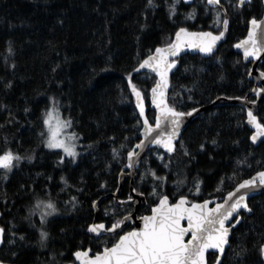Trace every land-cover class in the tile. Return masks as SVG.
Returning a JSON list of instances; mask_svg holds the SVG:
<instances>
[{
	"label": "trees",
	"instance_id": "1",
	"mask_svg": "<svg viewBox=\"0 0 264 264\" xmlns=\"http://www.w3.org/2000/svg\"><path fill=\"white\" fill-rule=\"evenodd\" d=\"M155 2L159 7L153 11L146 10L147 0H0V154L7 147L24 157V162L34 157L31 169L23 165L16 172H0V210L8 215L7 221L18 226L23 220L24 203L33 195L44 197L49 191L60 202L80 205L74 209L80 216L71 219V226L66 224L63 232L56 224L52 226L49 242L43 246L35 232L7 233L6 239L15 243L0 248V260L5 264H61L62 254L69 255L77 244L85 243L84 227L77 233L74 222L89 221L93 201L116 191L129 146L138 142L134 135L136 100L126 76L138 61L172 40L180 26L192 31L220 30L211 26L213 17L205 15L200 0H194L191 6H178L173 19L168 17L164 0ZM236 2L231 0V4ZM224 4L220 11L224 9L229 19L225 41L209 57L186 54L177 61L168 100L179 110L207 106L217 97L244 98L254 87L248 75L251 63L243 61L234 45L246 36L247 22L262 17V0H251L241 9L231 7L229 0ZM193 9L196 19H185ZM105 68L109 70L103 71ZM258 69L264 72V61ZM133 79L144 90L147 116L153 120L149 99L156 78L139 72L133 73ZM9 82L12 87L6 88ZM189 88L193 89L191 100L186 91ZM53 100L58 102L62 116L73 121L72 128L82 144L78 164L67 167L61 176L51 165L59 160V154L46 149L41 136L43 116ZM255 115L264 124V101ZM252 133L242 107L220 106L202 113L182 133L170 158L153 150L143 161L135 187L144 193L147 204L138 216L149 214L158 201L148 184L138 183L144 168L166 177L163 193L171 201L180 195L190 201L222 198L236 183L264 170V142L255 145ZM125 137H131V142ZM113 149L117 150L116 158ZM185 151L192 157L185 156ZM157 155L166 159L161 161ZM165 163H169L168 168ZM184 178L186 183L178 184ZM222 178L225 183L220 185ZM193 180L200 184L199 196L188 190ZM218 186L221 192H216ZM127 190L122 186L121 197L125 198ZM102 201L99 208L105 210L108 203ZM248 205L252 213L241 214L242 221L231 235L223 264H236L233 249L238 251V245L248 249L244 264H264L253 248L264 233V195L250 199ZM124 213L115 208L111 215L116 220ZM115 240L111 237L100 242V249ZM208 263H215L213 254L208 255Z\"/></svg>",
	"mask_w": 264,
	"mask_h": 264
},
{
	"label": "snow or ice",
	"instance_id": "2",
	"mask_svg": "<svg viewBox=\"0 0 264 264\" xmlns=\"http://www.w3.org/2000/svg\"><path fill=\"white\" fill-rule=\"evenodd\" d=\"M193 2L194 0H164L169 19L176 17L178 6H191ZM200 3L204 6L205 15L211 14L213 17L211 26L220 29L217 34L212 31H190L187 27L180 26L175 32L174 40L170 39L165 46L156 47L154 53H150L147 58L138 61V66L126 76L128 88L135 97L136 108L139 111L137 123L134 126L136 129L134 135L139 142L135 143L134 147L129 146L127 163L122 164L120 173L122 177L126 175L123 171L124 168H137L138 162L141 160V153L145 150L150 152L153 147L163 148L170 158L177 151L176 141L180 137V129L185 118L191 117L199 111L198 108H193L187 112L179 110L175 103H169L167 90L170 86L169 73L177 64V60L174 58L180 57V54L186 50L211 55L218 42L224 39L225 33L228 31L229 19L227 12L221 13L220 11L225 7L224 0H200ZM246 3L250 4L251 0H237L235 4H231V0H229L230 6L235 9H241ZM158 7L159 5L155 0H147L146 10L152 9L155 11ZM196 15V10L193 9L185 16V19L194 20ZM247 23L249 25L247 37L236 43L234 47L242 50L245 60L250 57L258 60L261 54L264 53V46L258 43V33L261 29H264V20L253 17ZM142 69H148L159 78L151 88V104L155 109L153 114L154 125L149 116L146 115L144 90L138 88L133 79V73H139ZM108 70L107 68L103 69V71ZM248 75H252L251 71L248 72ZM259 78L264 79V72L260 73ZM5 87L11 88V82L7 83ZM186 91L189 92L188 99L191 100L193 89L189 88ZM252 91L259 97L261 92H264V88H253ZM217 99H221V97H217ZM227 99L244 100L245 98L227 97ZM212 102L215 103V101ZM52 104L53 107L45 112L42 120L44 127L41 136L44 138L45 147L53 151L61 150L64 156L71 157L74 160L79 155L76 151L75 142L80 137L75 132L67 133V129L73 126V121L71 119H60L58 107L56 106L58 102L53 100ZM25 111L27 112L28 109H25ZM246 122L255 129V133L250 137L255 144L258 139L264 137V124L258 121L257 116L250 109L247 110ZM125 139L131 142L132 138L125 137ZM213 143L215 144V140ZM121 147L124 148L125 145H121ZM203 149L204 145L202 144L200 150L203 151ZM117 154V150L113 149L114 158ZM184 155L192 157V153L188 151H185ZM23 158L11 150H6L3 154H0V169H3L5 173L11 172ZM27 158L32 159V157ZM157 158L161 161L166 159L164 156L159 155ZM59 163H64L63 157ZM169 163H165L164 167L168 168ZM149 172L153 180L157 181V184L153 186L151 195L158 199V203L151 208L150 215L138 217L142 222V227L139 230L127 231L124 234L117 232V229H122V225L126 221L133 219L130 211L122 219L114 220L109 228H106L104 223L89 225L87 232L93 234L90 241H103V234L105 233H113L118 239L110 247L105 245L102 252H97L91 257L89 256L90 248L75 251L73 253L75 261H78L79 264H207L205 254L209 250H214L215 264H223L226 249L231 247L229 242L231 229L235 228L240 222L239 210L244 209L251 213L252 209L247 203L249 193L264 189V170L257 171L251 178L236 183L234 189L228 191L222 197V202L219 203L210 199H205L202 203H194L184 195H180L174 203L170 202L167 194L157 191L166 182V177L159 176L152 170H149ZM127 174L132 175L133 173L129 172ZM144 179L145 177L141 176V180ZM226 179L231 181L234 178L228 177ZM182 183L183 180L178 181V184ZM224 183L225 178H222L220 185ZM104 187L105 185L102 184L101 188ZM195 189L192 194L201 195L199 183H196ZM221 191L222 188L218 186L216 192ZM131 193H135L137 196L144 195L139 188L134 186L131 188ZM113 195L115 196V193ZM119 203L130 206L135 203V200L130 194L126 201H120ZM210 204H214V207H209ZM96 206L97 202L93 201V207ZM36 207L45 209L41 213V225L47 222V217L55 215L57 212L56 205L51 200L47 202L38 201ZM105 215H108L107 210ZM233 218H235L234 223H232ZM184 221H186V226L182 223ZM39 235L40 243L43 246L48 239V232L42 229ZM189 235L190 239L186 241V237ZM20 239L23 240V237H20ZM14 243V240L6 239V229L0 227V245ZM238 248V251L233 249V259L236 264H244V257L247 255L248 249L242 245H238ZM253 248L264 259V233L259 235V238L253 244ZM0 264H4V261L0 260Z\"/></svg>",
	"mask_w": 264,
	"mask_h": 264
},
{
	"label": "flooded vegetation",
	"instance_id": "3",
	"mask_svg": "<svg viewBox=\"0 0 264 264\" xmlns=\"http://www.w3.org/2000/svg\"><path fill=\"white\" fill-rule=\"evenodd\" d=\"M50 151L56 152L59 154V160H57L55 163L51 164L53 166V168H55L54 170L56 171L57 175H60V176L63 175L64 172H66L67 167H74L78 164L79 157H77L73 160V158L64 156V154L61 150H54V151L50 150ZM62 157H63L64 163L61 164V163H59V161ZM23 165H28L31 169L34 165V157H32L31 160H27L26 162H24L22 159L19 162V165L17 167H15L14 169H12L13 172H16V170L21 168ZM29 179L32 180L33 177H31ZM62 179L65 182V179L64 178H62ZM136 180H137V178H136ZM128 185H129V181L125 180L123 187L125 188V186H127V189H128ZM34 189H35L34 185H32L31 191H33ZM128 196H129V191L127 190L125 198H123V197H121V195H119V199L122 201H125L128 199ZM184 196H186V195H184ZM57 197L58 196L51 194V192H49V191L48 192L46 191V193L44 194V197H35L34 195L31 196L29 198V200H27V202L24 203L25 206H24V209L22 211V214L24 215L23 220L18 222V226L13 225V222L7 221L8 215L4 214L0 210V227L6 229V234L9 232H13V233H16V232H26V233L35 232L38 234L39 239H40L39 233L43 229V230L48 232V239L43 244V245H45L46 243L49 242V239H50V231L49 230L51 229L52 226H54L56 224L55 227H58L59 232L66 231V229H65L66 224H68V225L70 224V226H71V223H72L71 219H74V218H77L78 216H80L78 214L77 215L74 214V209L76 210V208L80 207V205H77V203H74L75 204L74 205L71 203V201L68 202V201L63 200L60 202L57 200ZM61 197L64 198V196H62V195H61ZM179 197H177L174 201L170 200V202L174 203ZM48 200H51L53 203H55L56 208H57V212L55 215L47 217V222L45 224L41 225V219H40L38 213L35 212V210L37 208L36 205H37L38 201L47 202ZM102 200L106 201L107 203H109L113 206H115V208H120V207L115 205L114 199L112 197L103 198ZM191 202H196V201H191ZM99 204H98V209L100 211V215L98 218L95 217V209L92 205L93 215L89 221H81V219H79L77 222H74V224L75 225L77 224V226H78V228H74L77 233L82 232L83 231L82 228L84 227V233L86 235V241L84 244H82V243L80 245L77 244L75 246V248L70 251L69 255H63L62 254L61 255L62 256L61 264H76L73 253L77 250L83 251V250H88L90 248L91 249V251L89 252L90 257L95 255L97 252H101L103 250V247H101V249L99 247L100 242L90 241V237H93V236H91L87 233L88 226L93 224L94 222L104 223L106 225V228L111 227V223L114 222V218H112V215H110V216L104 215V209H100ZM123 208H126L127 210L119 219H122L124 216L129 214V211L132 212V210H133V206H126ZM123 208H121V209H123ZM37 209H39V208H37ZM32 213H34V214H32ZM131 229H132V225L129 223V224L125 225L119 233L124 234L125 232L130 231ZM111 237H116V239H118V237L115 236V234L114 235H105L103 241L109 240V238H111Z\"/></svg>",
	"mask_w": 264,
	"mask_h": 264
},
{
	"label": "water",
	"instance_id": "4",
	"mask_svg": "<svg viewBox=\"0 0 264 264\" xmlns=\"http://www.w3.org/2000/svg\"><path fill=\"white\" fill-rule=\"evenodd\" d=\"M249 3H246L245 5H247ZM262 4H263V15L260 19L258 20H264V0H262ZM244 5V6H245ZM243 6V7H244ZM222 12H225L224 9L222 10ZM249 27V25H248ZM192 31V30H190ZM214 33V32H213ZM214 34H217V33H214ZM227 37V32L225 33V37L223 40L219 41L217 46H216V49L218 48V46L223 43L225 41ZM247 37V34L246 36L243 38L245 39ZM175 39V35L173 36V39ZM242 39V40H243ZM241 41V40H240ZM258 43L261 45V46H264V29H261L258 33ZM162 47V46H160ZM216 49L214 50V52L216 51ZM234 50L235 52H237L238 54H240L242 56V59L245 63H251V73L252 75L249 76V79L253 82L254 84V87L253 88H264V79H260V73L262 71H260L258 69L259 65H261L264 61V53L261 54V57L260 59L256 60V59H253V58H249L248 60H245L244 57H243V52L242 50L240 49H237L234 47ZM155 52V50H154ZM153 52V53H154ZM213 52V53H214ZM212 53V54H213ZM186 54H192V55H202L203 57H209L210 55H204V54H201L199 52H196V51H190V50H186L185 52H182L180 54V57H176L174 59H176L178 61L179 58L183 57L184 55ZM211 54V55H212ZM177 65H178V62L176 64V67L174 69H172V71L169 73V83H170V79H171V76L174 74L176 68H177ZM141 73H145V74H148V75H151L153 77L156 78V80H158L159 78L155 76L154 73H151L148 69H142L141 70ZM169 91H170V86L167 90V94L169 96ZM245 99L244 100H241V99H227L225 97H221V99H215V103H211L207 106H202V107H198L199 111L196 112L193 116L191 117H186L185 118V121H184V124L183 126L181 127L180 129V137L182 135V133L185 131V129L191 124V122L193 120H195L196 118H198L199 116L202 115V113H204L205 111H208L214 107H220V106H239V107H242L243 109H245V112H246V121H247V110H252L253 111V114L255 115V113L258 111L259 107H260V104L264 101V92H261V95L258 97L254 91H251L246 97H244ZM253 99V100H251ZM254 101V103H252ZM145 108H146V115H147V106L145 105ZM149 109L153 112H155V109L153 108L152 104H151V92H150V99H149ZM136 111H137V114L139 116V111L138 109L136 108ZM153 125H154V119L153 120H150ZM259 121V120H258ZM246 125L249 129L252 130V135L255 133V129L252 128L249 124H247L246 122ZM180 137L178 138V140L176 141V144L178 143V141L180 140ZM252 141V140H251ZM139 142V141H138ZM264 142V137H261L260 139L257 140V142L255 143V145H259L261 143ZM153 150H159V151H162L164 152L166 155H168L163 148H155L153 147ZM139 151V150H138ZM149 154V151L145 150L144 152L141 153V160L138 162V166L136 169H127V168H124L123 171L126 173V175H124L123 177L121 175H119V179H118V187L117 189H119V191H116L114 192L115 193V196L113 195L114 193H111V194H108V195H105L103 196L102 198H100L99 200H97V206L94 208L95 209V217L98 218L99 215H100V211L98 209V204L101 202V200L103 198H107V197H112L114 199V203L116 206L120 207V208H123V207H126V206H129V205H121L119 202L122 201L119 199V195H120V191L122 189V186L125 182V180H128L129 181V185H128V191H129V195L131 194L133 197H134V200H135V203L131 204L130 206H133V210L131 212V215L133 217L132 220H129V221H126L124 225H122V229L125 225L127 224H131L132 225V230H139V228L142 227V222L138 219V211L143 208L146 204H147V201H146V196L145 195H142V196H137L135 195V193H131V188L134 186L135 187V181H136V178H137V171L140 169L144 159L147 157V155ZM126 163H127V158H126ZM133 173L132 175H128L127 173ZM256 173H254L252 176H254ZM251 176V177H252ZM249 177V178H251ZM247 178V179H249ZM242 182V181H241ZM233 190V189H232ZM259 195H264V189H258V190H255V191H252L249 193V197L247 199V203L249 202L250 199L254 198V197H257ZM179 199V198H178ZM177 199V200H178ZM210 200H213V201H216V202H222V198H214V199H210ZM126 201V200H125ZM204 201V200H203ZM203 201H196L194 203H202ZM158 203V201H157ZM156 203V204H157ZM155 204V205H156ZM154 205V206H155ZM153 207V206H152ZM151 207V208H152ZM209 207H214V204H210ZM244 213V214H247V215H250L251 213L245 211L244 209H240L239 210V216H240V222L236 225L235 228H232L231 229V233H230V236H229V240L231 238V235L233 233V231L238 227V225L241 223L242 221V218H241V214ZM151 214V209H150V213L147 214V215H150ZM235 222V218H233L232 220V223ZM96 223V222H94ZM185 226H186V221L182 222ZM99 224V223H97ZM227 226V225H226ZM106 227V225H105ZM122 229H117V232H120ZM88 233V232H87ZM89 235L93 236V234L91 233H88ZM105 235H114L113 233H105L103 234V236ZM190 239V235L188 237H186V241ZM2 245H0V248H1ZM228 249V248H227ZM226 249V250H227ZM102 252V251H101ZM214 250H209L205 255H206V262L207 264L208 263V255L209 254H213ZM75 258V257H74ZM5 264V263H4ZM76 264H79L78 261H76ZM215 264V263H214Z\"/></svg>",
	"mask_w": 264,
	"mask_h": 264
},
{
	"label": "rangeland",
	"instance_id": "5",
	"mask_svg": "<svg viewBox=\"0 0 264 264\" xmlns=\"http://www.w3.org/2000/svg\"><path fill=\"white\" fill-rule=\"evenodd\" d=\"M57 106V105H56ZM51 107H53V104L49 107V108H51ZM48 108V109H49ZM47 109V110H48ZM46 110V111H47ZM58 114H59V117H60V119H68L67 117H65L64 118V116H62V114H61V112H60V109L58 108ZM43 118H44V116H43ZM73 132H75L74 130H73V128L71 127V128H69V129H67V133L68 134H71V133H73ZM76 133V132H75ZM76 151H77V153H79V155L77 156V157H80V155L82 154V150H81V147H82V144H81V142H80V139H78L76 142ZM48 149V148H47ZM6 150H10L9 148H7V147H5L4 149H3V152L4 151H6ZM3 152L1 153V154H3ZM76 157V158H77ZM157 157H158V155H157ZM71 158V157H70ZM14 169V168H13ZM0 172L1 173H5V171L3 170V169H0ZM11 172H13V170L11 171ZM7 173H10V172H7ZM141 176H144L145 177V179L142 181L141 180ZM183 180V183H182V185H184L185 183H186V179L184 178V179H182ZM138 183H140V184H148L150 187H151V192H152V190H153V186L155 185V184H157V181H155V180H153V178H152V175L150 174V172H149V169H146V168H144L143 170H141V172L139 173V177H138ZM196 183H199L198 181H196V180H193V181H191L189 184H188V190H189V192L192 194V193H194L195 192V185H196ZM165 186V183L162 185V186H160L158 189H157V191L158 192H161V193H163V187ZM193 195V194H192ZM193 196H196V195H193ZM156 200H158L155 196H153ZM122 212H126V208H123V209H121V208H119ZM107 210V212H108V215H106V216H110L111 214H112V212L113 211H115V206H113V205H111V204H107V206H106V209L104 210V215H105V211ZM45 211V209H43L42 207H40L39 209H37L36 208V210H35V212H37L38 213V215H39V217H40V219H41V213L42 212H44Z\"/></svg>",
	"mask_w": 264,
	"mask_h": 264
}]
</instances>
